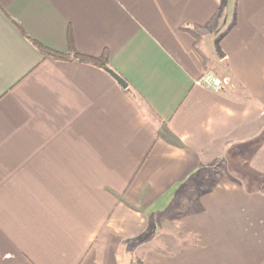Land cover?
<instances>
[{
	"label": "crops",
	"instance_id": "crops-1",
	"mask_svg": "<svg viewBox=\"0 0 264 264\" xmlns=\"http://www.w3.org/2000/svg\"><path fill=\"white\" fill-rule=\"evenodd\" d=\"M136 262L264 264V0H0V264Z\"/></svg>",
	"mask_w": 264,
	"mask_h": 264
},
{
	"label": "rangeland",
	"instance_id": "rangeland-1",
	"mask_svg": "<svg viewBox=\"0 0 264 264\" xmlns=\"http://www.w3.org/2000/svg\"><path fill=\"white\" fill-rule=\"evenodd\" d=\"M220 176L221 174L218 175L216 174V172L211 170L210 172H205L203 177L199 176V178H197L195 182H193L192 180V182L188 181L186 184H184V188H182L180 194H178V197L176 199V202L174 203L173 208L170 211L160 215L161 226L158 237L164 239L162 244L169 241L171 237H177L176 234L179 233L180 231L174 230L176 228L173 227L172 222L180 220L182 217L186 215V212L188 210V205H193V203L196 202V200L199 197L198 195L199 193L197 192L201 190L200 191V195H201L202 191L208 189L212 185H215L218 182ZM169 243L170 241L168 242V244ZM166 249L171 250V247H169L168 245L166 246ZM134 264H138V263L136 262Z\"/></svg>",
	"mask_w": 264,
	"mask_h": 264
},
{
	"label": "trees",
	"instance_id": "trees-1",
	"mask_svg": "<svg viewBox=\"0 0 264 264\" xmlns=\"http://www.w3.org/2000/svg\"><path fill=\"white\" fill-rule=\"evenodd\" d=\"M190 30V29H189ZM193 34H195L197 36V34L190 30ZM197 39H199V37H197ZM38 46L42 49V51L53 57V58H57V59H75V60H79L82 62H86V63H90L93 64L95 66H99L102 68L107 69H111L109 67V54L105 53L103 56L101 57H91V56H87L82 54L81 52L77 51L76 49H72L70 52L68 53H61V52H57V51H53L51 49H47L45 47H43L42 45Z\"/></svg>",
	"mask_w": 264,
	"mask_h": 264
},
{
	"label": "built area",
	"instance_id": "built-area-1",
	"mask_svg": "<svg viewBox=\"0 0 264 264\" xmlns=\"http://www.w3.org/2000/svg\"><path fill=\"white\" fill-rule=\"evenodd\" d=\"M230 82V79L227 77H221L214 73L206 72L196 80V85L214 91H223Z\"/></svg>",
	"mask_w": 264,
	"mask_h": 264
},
{
	"label": "water",
	"instance_id": "water-1",
	"mask_svg": "<svg viewBox=\"0 0 264 264\" xmlns=\"http://www.w3.org/2000/svg\"><path fill=\"white\" fill-rule=\"evenodd\" d=\"M107 71L120 83V85L127 87V83L118 73H116L113 69H107Z\"/></svg>",
	"mask_w": 264,
	"mask_h": 264
}]
</instances>
